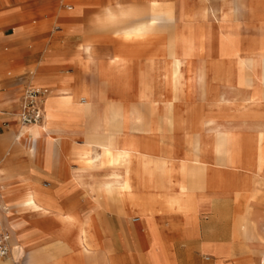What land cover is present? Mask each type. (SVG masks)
Segmentation results:
<instances>
[{
	"label": "crops",
	"instance_id": "crops-1",
	"mask_svg": "<svg viewBox=\"0 0 264 264\" xmlns=\"http://www.w3.org/2000/svg\"><path fill=\"white\" fill-rule=\"evenodd\" d=\"M63 1L31 0L26 4L0 0V128L7 123V129L0 131V186L24 192V202L31 195L38 209L50 212L49 216L33 214L34 209L25 203L5 214L0 208V218L12 234L11 252L5 259L0 257V264H30L31 259L37 264H93L94 258L108 264H264V224L254 228L240 219L237 230L239 216H231L233 190L209 187L220 178L236 177L226 170L225 152L216 150L225 140L219 119L225 113L241 116V101L253 93V83L263 92L262 79H253L248 61L239 56L253 48L241 29L246 26L244 19L250 16L253 2H260L264 13V0H183L182 6L180 0H71L73 7L84 8L83 15L70 17L66 27L55 28L52 23L58 19ZM46 6L48 10L43 9ZM222 13H226L225 19ZM34 17L39 25H32ZM170 23L176 25L174 40L168 33ZM224 33L232 39L229 45ZM183 50L188 54L178 74L176 65ZM143 51L145 56H137ZM223 51L229 53L225 56ZM29 67L33 71L24 72ZM256 71L260 75L261 67ZM29 85L49 90L44 114L48 99L54 97L50 109L56 113L47 128L53 134L66 135L64 138L35 136L25 142L27 148L13 140L21 125L16 131V111L23 89ZM66 87L68 99L59 95ZM261 99L256 107L260 111L264 110ZM253 103L250 99V107L244 106L245 116L253 115ZM111 114L120 115L118 123L111 122ZM177 115L182 117L181 124ZM246 123L252 126L254 122ZM234 133L251 157L249 171L243 176L245 199L264 195V164L261 167L260 162L264 129L251 138ZM125 145L150 151L154 161L164 157L174 162L164 189H151L147 170L139 173L138 181L126 191L134 201L121 200L134 208L129 216L107 196L88 204L85 199L91 183L105 178L110 170L105 166L81 171L77 164L91 147H98L103 162L115 165L117 158L128 164L132 159L142 166L144 157L138 152L132 157ZM62 147L65 155L60 153ZM191 151L200 154V159L188 154ZM182 156L185 173L179 168ZM151 177L160 184L164 176L154 172ZM187 179H195L196 187L183 191L180 186ZM142 194L168 195L180 214L170 212L168 201V217L162 218L149 199L152 210L137 212ZM75 211L85 216L79 223ZM18 213L24 216L18 219ZM55 214H65V219L52 230ZM36 227L45 238L34 234ZM77 231L83 242L81 250L76 248ZM235 232L239 233L237 241ZM94 237L101 247L97 255L92 250ZM152 240L159 251L143 253L141 241ZM29 244L32 253L25 250Z\"/></svg>",
	"mask_w": 264,
	"mask_h": 264
},
{
	"label": "rangeland",
	"instance_id": "rangeland-1",
	"mask_svg": "<svg viewBox=\"0 0 264 264\" xmlns=\"http://www.w3.org/2000/svg\"><path fill=\"white\" fill-rule=\"evenodd\" d=\"M30 1L31 0H23V3L27 4ZM169 4L172 5V8H173V4L171 2H169ZM260 4H261L260 2H253L252 3V10L249 13L250 16L244 19L246 21V26L241 28L242 30H245L247 32L246 36H248V37H247L246 41L248 43H250L253 46V48L250 51V53H246L244 56H239V57L248 61L246 63V65H247V67L252 69L253 79H260V78L262 79L263 92L262 93L260 92L261 90L259 89L258 84L253 83V93L250 96L245 97V98H248L249 100H245V98H243L241 101L242 105L241 104L240 105L242 106V108H240V109L243 110V112L240 113L241 116L232 117V116H229L228 113H225L221 116V118L218 121V125L220 126L221 129H223L224 131L233 130L234 132H236L239 136H241L243 138H251L252 136H254L256 134H260V132L264 129V115H263L264 110L260 111V110H257L258 108H256L258 106V103L262 100L261 98L264 99V13L261 12ZM179 5L180 6L183 5V0L179 1ZM68 6H70V7L72 6V8L69 9ZM73 6H74V4L71 0H64L62 2V5H61L59 17L57 20L53 21L52 26H55V28L66 27L70 23V20H71L70 17H73L75 15L77 16L80 14L83 15V11H84L83 7H81L80 5H78V7H73ZM43 9L48 10L49 8H48V6H46ZM78 11H80V12H78ZM169 18L171 21L174 20V16H173L172 12H171V15ZM180 18L181 17H179V19ZM221 18L225 19L226 13H222ZM31 22H32V25H39V23H40L39 19L37 17L32 18ZM175 32H176L175 23L168 24V33H171V36H173V40L176 37ZM222 35H223L224 42L226 43V45H229L232 42L230 35L227 33H224ZM182 53L183 54H181V56H180L181 57L180 61H179L178 65H176L178 74L181 73V71L179 70L180 69V63L182 62V60H184V58H186L185 55L188 54L186 50H183ZM227 53H229V52L223 51V55L226 56ZM261 53H263V56H261ZM143 55L144 56L146 55V51H143L140 55H137V56H143ZM124 63H125V61H124ZM258 67H261L260 75H257L256 70ZM27 70L33 71V68L29 67L24 72H26ZM24 72H20V73L22 74ZM237 84L240 86H242L243 84L250 85V84H248V82H246V83L238 82ZM33 85H36V84H33ZM25 88H26V86H25ZM261 94L263 95L262 97H261ZM221 97H222V99L228 101L229 103L233 102L232 99H229L228 97H226L224 95H222ZM53 99H54V97H51L48 99L47 110L49 109V107H51ZM250 99L254 102L253 103L254 107H252L254 113H253V115L245 116V107L244 106L246 105V106L250 107L249 106L250 105ZM238 106H239V104H238ZM240 109H238L237 112H239ZM111 116H112L111 122L114 124L118 123L119 118H121L120 115H118V114H111ZM181 118L182 117L179 115L176 116V120H177L178 124H181ZM228 119H232V120L235 119L238 122L235 124H232V122H228ZM249 120L250 121L252 120L254 122L252 124V126H250L249 124L246 123ZM6 124L7 123L2 124L0 131L7 129ZM41 124H38V125H41ZM18 125H19V123H18L17 111H16V130L19 127ZM38 125H36V126H38ZM24 127L29 128L28 126H24ZM30 127L32 128L35 126H30ZM51 134H52L51 135L52 139L53 138L59 139V137L64 138L66 136V135L53 134V133H51ZM12 138L15 141V135H13ZM194 149H195V151H198L196 146L194 147ZM9 153L11 154L12 150H10ZM60 153H61V155H65V151H64L63 147L61 148ZM188 154H191L195 158V160H199L201 157L200 154L196 155L192 151L189 152ZM77 164H78V169L83 171V165H81L80 163H77ZM94 164H95L94 167L90 170H99L105 166L109 167V170L112 168V165L109 163L108 160H106L102 164L98 160H96ZM220 168H223V167H220ZM105 175H106V177L103 179L99 178V179L93 180V182L90 185V193L87 195L85 201L91 205L93 203L98 202L102 196L103 197L107 196V197L111 198L113 201H115L118 205H121L122 207H124L126 215L129 216L130 214L135 213L134 208H132V206L125 205V204H123V202H121V200H119L117 188L121 186L122 182L121 181H114L112 178L108 177V173ZM167 182L168 181L165 178H163L160 185L163 186ZM132 183L134 184V181H132ZM142 187L147 188L145 184H143ZM135 190H136V188H135ZM167 190L168 189H166V191ZM233 193L235 194V199H233L234 209L231 213V216L232 217H238V216L241 217L246 223L249 224L250 227H254V228L259 227L262 224H264V195H263V193L254 194L251 197H248L247 199H245L246 195L243 192L242 193L233 192ZM24 196H25L24 192L12 191L9 187L2 184L0 186V208L2 209L1 212L3 211L4 214L8 213V212H12L14 206L19 207L20 205L25 203L24 202ZM38 196H39V198L48 200L50 203H52V200L49 197L43 198L44 196L39 195V194H38ZM142 197L144 199H149V200L155 202L154 208L158 212V214H161L162 218L168 217V201H169L170 207H171L170 212L179 213L176 209V206L174 204H172L170 202V200L167 199L168 195H163L162 197L159 198L156 196H149L147 194L146 195L142 194ZM21 216H24V215H21L20 213H18L17 218L19 219V218H21ZM74 217L77 218V222H78L80 218H83L85 216L82 215L79 211H75ZM132 218H134V217H132ZM0 219L4 222V220L2 218H0ZM137 219L138 218L135 217L134 220H137ZM61 223H62L61 221L55 219L52 230L59 228ZM40 225L42 226V228L46 232H48V229H45V227H43V225L41 223H40ZM77 228L79 229V227H77ZM36 230H37V232H34V234H37L39 239L45 238L44 237L45 234L40 229V227H36ZM87 231H89V226H88ZM238 234L239 233H236V232L233 233V239L235 241L239 240ZM88 235L90 237V233H88ZM80 239H81V236H79V231H77V242H76L77 247L76 248L81 250V249H83L82 248L83 242H81ZM153 240H155V239H153ZM153 240L149 243H146L145 241H141L140 247L143 250V253H146L147 251H150V250H154V251L158 250V248L154 245ZM91 244L93 246L92 250H93L94 255H97L98 252L101 250V247H100V243L96 237H94V240L91 238ZM169 244L171 245V248H172V243L169 242ZM184 246H185V244H184ZM25 250H29L32 253L33 248L31 246V244L26 246ZM205 259L209 260L207 258H205ZM1 263H3V262H1ZM30 264H37V262L34 259H31ZM58 264H65V263L58 261Z\"/></svg>",
	"mask_w": 264,
	"mask_h": 264
},
{
	"label": "bare ground",
	"instance_id": "bare-ground-1",
	"mask_svg": "<svg viewBox=\"0 0 264 264\" xmlns=\"http://www.w3.org/2000/svg\"><path fill=\"white\" fill-rule=\"evenodd\" d=\"M59 95H61V97H66L68 99V88L67 87L62 88L60 90ZM45 100H46V98H45ZM45 100H44V102H45ZM43 105H44V103H43ZM55 113H56V111L53 109H50V107H49V109L46 111V113L45 114L43 113L42 120L40 122L31 124V125H27L29 128L24 127V125H22L18 121V123L21 124L20 125V132L15 135V141L23 144V146H22L23 148H27L25 142L30 141L35 136H39V137H42L44 139H46V138L52 139L51 138L52 134L48 130L47 127L52 122ZM18 114H19V111L17 112V119H18ZM38 124H41V125H38ZM36 125H38V126H36ZM30 126H35V127L31 128ZM221 134L225 140H222V144L217 146L216 150L218 153L225 152V155L228 158V160L226 162L228 169H226V170H228L232 174H235L236 177L235 178H220L219 183H215V186H212L210 184L209 187L219 188L221 190L230 189V190H233V192H235V193H242V192L245 193V189H246L245 187L247 185H245V178L243 176H244L245 171L249 169V157H250L249 153L246 151V146L244 144H241L240 138H238L237 135L233 131H227V130L224 131L222 129ZM24 140H26V141H24ZM225 143H231V144L225 145ZM108 148L113 149L116 147L109 146ZM123 148H124V150L128 151L132 157L135 156L134 152H138L140 155H142L144 157L143 158L144 162H143L142 166H138L136 163H134L132 161V159L130 160V162L128 164H126L124 162H120L119 159H117V158H116V160L114 159V161L117 164L112 165V168L108 172V177L112 178L114 181H121L122 182L121 186L117 188L119 200L129 201L131 199V201H134L133 197H130V198L128 197V194L126 193V191L132 189L131 188V186L133 184L132 181H134V183L137 182L138 181L137 176L143 170H147V175H149L148 176V184L151 186V189H154V187H156V186H162V185H160L161 183L158 184L151 177L154 172L160 173L162 176H164L163 178H165L168 181V178L166 176L168 175V170L173 169L172 165L174 164V162L168 161V158H164V157H162V160L156 159L154 161V156L150 155L151 152L147 151V150L136 149L132 146H126V145L123 146ZM101 157H102V153H101L100 149L98 147H91L90 152L86 156H83V157L78 159V163L83 165V170H85V169L90 170L94 167V165H95L94 163L96 160H98L101 164L104 163L101 160ZM260 162H261V167H262V165L264 164V149H263V152L261 155V161ZM179 165H180L179 168L182 169V171L185 173L186 162H185L184 156H182V159H180ZM247 180H249V179H247ZM248 183H249V181H248ZM165 185H168V182ZM188 186L189 187H196L195 179L194 180L193 179H187L186 183L184 185L180 186V189L184 191ZM248 187H250V186H248ZM140 201L142 202V204L139 205L140 207H138V212L149 213L150 210H152L148 207L150 201L148 199H142ZM24 206L33 208L34 209L33 214L41 215V216L42 215L43 216H49L50 215L49 211L38 209L37 206L33 203V197L29 194L26 196ZM21 210L24 214L27 215V213L25 212L24 209H21ZM55 217H57V219H59L62 222L65 219V214H63L62 216H57L55 214ZM238 219H239V222H238V225L236 227L237 230L240 229V224H241L240 219H242V218L238 217ZM247 228H248V226H247ZM248 231H250V230H248ZM82 233H83V235L85 234V225L82 227ZM249 234H251V233L249 232ZM245 239L247 240V237ZM85 247L87 250L90 249L89 243L85 242ZM252 248H253V246H252ZM263 256H264V251L261 252V257H263ZM7 257H9V256H7ZM259 261H260V259H259ZM92 263L93 264H108L105 261H100V258L99 259L94 258Z\"/></svg>",
	"mask_w": 264,
	"mask_h": 264
},
{
	"label": "built area",
	"instance_id": "built-area-1",
	"mask_svg": "<svg viewBox=\"0 0 264 264\" xmlns=\"http://www.w3.org/2000/svg\"><path fill=\"white\" fill-rule=\"evenodd\" d=\"M49 90L45 87L27 86L22 94L18 121L24 125H31L42 120L43 103ZM12 247V234L6 224L0 219V257L9 256Z\"/></svg>",
	"mask_w": 264,
	"mask_h": 264
}]
</instances>
